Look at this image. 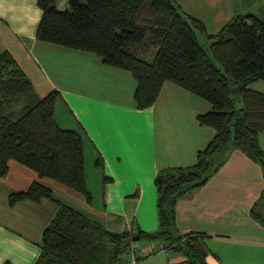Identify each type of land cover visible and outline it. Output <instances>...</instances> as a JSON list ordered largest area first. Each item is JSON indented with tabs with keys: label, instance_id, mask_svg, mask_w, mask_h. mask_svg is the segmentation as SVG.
Returning <instances> with one entry per match:
<instances>
[{
	"label": "trees",
	"instance_id": "16d2710c",
	"mask_svg": "<svg viewBox=\"0 0 264 264\" xmlns=\"http://www.w3.org/2000/svg\"><path fill=\"white\" fill-rule=\"evenodd\" d=\"M38 0L41 18L36 39L69 49L95 53L103 63L127 70L136 87V108L151 106L164 82L191 92L212 105L198 116L216 135L188 166H165L154 177L157 228L111 232L104 225L52 195L33 181L10 193L9 205L23 200H52L56 212L44 228L34 264H129L136 240L159 241L183 257L179 264H210L207 236L174 231L177 200L204 186L234 149L264 165L260 134L264 133V92L250 84L264 80V19L236 14L218 32L185 12L176 0ZM203 40H210L209 46ZM57 90L36 96L29 77L11 53L0 51V177L15 161L84 195V132L61 128L55 119ZM18 104V108L14 105ZM20 112V114H18ZM95 166H101L100 158ZM107 181V177H102ZM253 215L264 223V203ZM137 243V241H136Z\"/></svg>",
	"mask_w": 264,
	"mask_h": 264
},
{
	"label": "crops",
	"instance_id": "0c3cea01",
	"mask_svg": "<svg viewBox=\"0 0 264 264\" xmlns=\"http://www.w3.org/2000/svg\"><path fill=\"white\" fill-rule=\"evenodd\" d=\"M55 1L59 10L69 9L67 0ZM202 1V6L213 4L219 9L210 21V33L218 32L236 15L234 0ZM37 2L0 0V51L11 53L37 97L52 90L59 92L56 106L59 103L61 115L56 121L61 124L63 120L67 124L63 128L81 127L84 153H91L93 164L100 158L102 207L85 214L92 219L96 215L98 220H94L111 232L155 230V174L165 166L196 162L198 151L216 135L214 128L202 126L198 120L212 105L166 81L151 106L136 108V83L129 71L103 63L95 53L36 39L42 14ZM186 11L195 16L190 9ZM260 144L264 149V133L260 134ZM44 179L15 161H10L7 175L0 177V264H34L37 259L42 232L56 205L49 199L9 205L8 195L36 180L52 189L54 182ZM260 202L264 203V165L234 149L204 186L177 200L174 231L205 234L210 264H264V223L252 213ZM86 203L91 205L92 197ZM163 248L160 242L162 254L135 264H179L183 260ZM149 249L152 247L145 251Z\"/></svg>",
	"mask_w": 264,
	"mask_h": 264
},
{
	"label": "rangeland",
	"instance_id": "374dc122",
	"mask_svg": "<svg viewBox=\"0 0 264 264\" xmlns=\"http://www.w3.org/2000/svg\"><path fill=\"white\" fill-rule=\"evenodd\" d=\"M179 1L182 3V6L184 7V8L181 7L184 11L185 9H190L192 13H195V16L197 15V17L198 16L202 17V20L205 19V21H207L208 24H210V21L214 18L215 11H219V9L212 7L213 4H211V7L210 5H207V4L202 6L201 4L203 3L202 0H196L197 3H199L200 5L193 4L191 0H179ZM234 1L236 2V13L235 14H242V15L255 14L261 17L262 19H264V0H234ZM208 27H209V32H211V30H213V27L211 26V24ZM203 43L206 46H209L211 41L203 40ZM250 87L251 88L256 87L255 89L263 91L264 90V80L253 82L250 84ZM57 106H56L57 110H56L55 117L58 121L61 115V112L58 109L59 103L57 104ZM14 108H18V104H15ZM18 114H20V112ZM58 124L62 128L67 125L65 124L63 120L61 124L59 122ZM84 168H85V175H86V187L92 196V203L89 206L85 201L84 195H82L81 193L76 192L52 179L47 178L44 180L45 182H54V185L53 186L51 185L52 190H53V197L60 200L62 203H65L75 209L82 211L83 213H89L88 211H90L92 208L93 209L97 208L99 210L102 207V198L100 195L101 193V190H100L101 170L99 167L93 164V156L91 155L89 151L87 153L85 151ZM92 217L98 220L96 215L95 216L92 215ZM137 244H138V248H136L133 251L132 255L130 256V260L135 259L136 263L145 261L149 257L162 254V251L159 250V244H160L159 241L150 242L146 240H137ZM149 246L152 247V250L147 251L146 253L142 254L141 250L143 248H145L144 250H146ZM162 256H164V254Z\"/></svg>",
	"mask_w": 264,
	"mask_h": 264
},
{
	"label": "built area",
	"instance_id": "2783aa9c",
	"mask_svg": "<svg viewBox=\"0 0 264 264\" xmlns=\"http://www.w3.org/2000/svg\"><path fill=\"white\" fill-rule=\"evenodd\" d=\"M137 243H136V241L135 242H133V244L131 245V249L132 250H135L136 248H137ZM164 249V248H163ZM161 250V249H160ZM148 251H150V249L148 250ZM141 252H142V254H144V253H146L147 251H145V250H141ZM136 262H135V259L134 260H131V262L129 263V264H135Z\"/></svg>",
	"mask_w": 264,
	"mask_h": 264
},
{
	"label": "water",
	"instance_id": "95a60500",
	"mask_svg": "<svg viewBox=\"0 0 264 264\" xmlns=\"http://www.w3.org/2000/svg\"><path fill=\"white\" fill-rule=\"evenodd\" d=\"M133 239L137 241V240H139V236H138V235H135V236L133 237Z\"/></svg>",
	"mask_w": 264,
	"mask_h": 264
}]
</instances>
